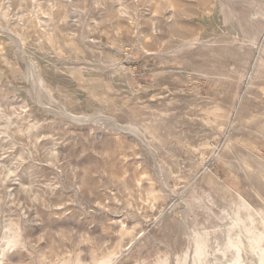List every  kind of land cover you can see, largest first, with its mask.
<instances>
[{"label": "rangeland", "instance_id": "374dc122", "mask_svg": "<svg viewBox=\"0 0 264 264\" xmlns=\"http://www.w3.org/2000/svg\"><path fill=\"white\" fill-rule=\"evenodd\" d=\"M0 10L28 39L22 51L0 31V231L11 240L0 264H182L188 231L206 241L236 193L237 208H258L238 156L248 141L264 169V0H0ZM25 56L45 89L36 103ZM62 108L104 112L141 139Z\"/></svg>", "mask_w": 264, "mask_h": 264}, {"label": "bare ground", "instance_id": "6f19581e", "mask_svg": "<svg viewBox=\"0 0 264 264\" xmlns=\"http://www.w3.org/2000/svg\"><path fill=\"white\" fill-rule=\"evenodd\" d=\"M219 1V0H218ZM221 1V0H220ZM69 2V1H68ZM239 4V3H238ZM243 4V3H242ZM66 5V4H64ZM236 7V6H235ZM246 7V6H245ZM254 8V7H253ZM79 9V8H78ZM1 11V10H0ZM253 12V11H252ZM2 13V12H0ZM243 13V12H242ZM256 13V11H255ZM68 16V15H67ZM5 17V16H4ZM135 24V22H134ZM81 25V24H80ZM85 28V27H84ZM0 31L5 34L8 38H10L11 40H13L14 44L16 45V47L18 46L22 51L23 49L26 47L25 41L28 40L26 39L25 35L23 34H19L18 32H16L8 23H4L2 24V22L0 21ZM80 35V34H79ZM81 37V36H80ZM4 36L0 34V40L3 41ZM30 38V37H29ZM55 40H59V37L55 34L54 36ZM84 38V37H83ZM212 38V37H211ZM86 39V38H85ZM210 39V38H209ZM208 40V39H207ZM189 41V40H188ZM195 41V40H194ZM191 42V41H190ZM193 42V40H192ZM198 42V41H197ZM203 42V40H202ZM205 42V41H204ZM241 42V41H240ZM186 43V42H185ZM196 43V42H195ZM200 43V42H199ZM248 43V41H247ZM180 43H178L176 46H178ZM182 44V43H181ZM254 44V43H253ZM263 44V43H262ZM183 45V44H182ZM187 46V45H185ZM253 46V45H252ZM6 47V46H5ZM91 47V46H90ZM180 47V46H179ZM4 48V47H3ZM2 48V49H3ZM116 48V46H115ZM174 47H172V49H174ZM251 48V47H250ZM171 49V50H172ZM120 50V49H118ZM256 50V49H255ZM261 50V49H260ZM167 51H169V49H167ZM151 52V51H149ZM85 53V52H84ZM83 53V54H84ZM92 53V52H91ZM258 53V52H257ZM25 54V53H24ZM26 55V54H25ZM101 55V54H100ZM257 55V54H256ZM17 56V55H16ZM80 56V55H79ZM19 57V55L17 56ZM23 57V56H22ZM25 63H24V72L26 74V79L28 81L29 87H28V93L29 94V98L30 100H37V95L39 91H45L44 87L41 85L38 77L35 74V68H34V64L27 58V56H25ZM115 57V56H114ZM13 60V59H12ZM22 60V59H21ZM110 61V60H109ZM112 61V60H111ZM23 62V60H22ZM104 63V62H103ZM113 62H111L110 64H112ZM13 64V63H12ZM23 64V63H22ZM89 65V64H88ZM93 65V64H92ZM115 65V64H113ZM120 65V64H119ZM118 65V66H119ZM83 66V65H82ZM84 67V66H83ZM69 68V67H68ZM115 68V67H114ZM255 69V67H254ZM15 70V69H14ZM186 70V69H185ZM22 72V71H21ZM197 72V71H196ZM41 74V73H40ZM253 75V74H252ZM250 77V76H249ZM250 79V78H249ZM250 82V81H249ZM248 82V83H249ZM251 84V83H249ZM248 84V85H249ZM7 85V84H6ZM251 85L245 87L248 88ZM27 88V87H26ZM7 89V88H6ZM16 89V88H15ZM50 90V88H49ZM11 91V90H10ZM47 92V91H46ZM51 94V92H50ZM244 94V93H243ZM49 95V94H47ZM243 96V95H242ZM56 97V96H55ZM8 98V97H7ZM242 100V99H241ZM56 101V100H55ZM57 102V101H56ZM240 102V101H239ZM34 103H36L34 101ZM42 104V103H41ZM38 105V103H37ZM42 107H44L45 109H49L51 110V108L47 105H42ZM31 109V108H30ZM237 109V108H236ZM57 110V109H56ZM55 110V111H56ZM238 110V109H237ZM4 111V110H3ZM54 111V110H53ZM59 111V110H57ZM53 113V112H52ZM60 114L61 116H65L71 120L75 121H84V120H95V121H100V120H104L108 121L109 123L117 126L118 128H121L122 131L126 130L129 131L130 133H133V135L139 136L141 139V132L138 131V129L130 124H120L118 123L117 120H115L112 116L104 113V112H97V113H93L91 115L85 116V115H80V114H74L72 112H69L65 109H61L60 110ZM58 114V115H60ZM236 114V113H235ZM12 119V118H11ZM247 119V118H246ZM18 120V119H16ZM15 120V122L17 123V121ZM148 120H150L148 118ZM146 120V121H148ZM231 120V119H230ZM151 121V120H150ZM233 121V120H232ZM231 121V122H232ZM19 122V121H18ZM149 122V121H148ZM132 124V123H131ZM151 125V124H150ZM14 127L16 125H13ZM17 127V126H16ZM148 127V126H147ZM17 128H20V126H18ZM16 128V129H17ZM258 128L260 130V132L263 135L264 138V120H261L259 122ZM14 129V128H13ZM22 129V128H21ZM163 129V128H162ZM18 130V129H17ZM146 131H149L148 128L145 129ZM158 130V129H157ZM9 131V130H8ZM26 131V130H25ZM13 132H16L15 129L13 130ZM12 132V134H13ZM125 132V131H124ZM2 133V132H1ZM6 133V131H5ZM16 134V133H15ZM14 134V135H15ZM144 134V133H142ZM226 134V133H225ZM151 135V134H150ZM240 135V134H239ZM8 136H11V134L9 133ZM17 136V134H16ZM138 137V138H139ZM144 137V136H143ZM225 137V136H224ZM236 137V136H235ZM11 139H14L12 137H10ZM18 138V136H17ZM32 138V137H30ZM245 138V137H244ZM143 141V140H141ZM144 142V141H143ZM230 142V141H229ZM248 141L245 142V146H247V152H243L241 151L238 158L241 160V165H242V170L244 169L246 172V176L249 177H253V179L255 180V182L258 184V188H259V192H257V200H256V204H257V209L252 207L249 211L250 212H246L245 208L243 207V209L237 208L238 206H240L242 203V196L240 194H237L233 197L232 203L236 206L235 211L233 210H229L227 208H224L222 206V208H224L221 211V216H219L217 223L211 228L210 231H208V233L204 236L205 240H202L203 237H200L198 233L197 234H190L193 233L194 229L192 226V230L188 231L190 233L189 237H190V242L192 244L191 246V250L188 251L187 255L183 256V261L182 264H264V183L261 182V180L264 178V169L263 167H254V163H256L260 158H259V154L256 155V153H253V150H249V146L250 148H254V146L249 145V143H247ZM102 143V142H101ZM142 143V142H141ZM145 143V142H144ZM16 144V143H15ZM143 145V144H142ZM230 146V144L228 142H226L223 145V148L228 149ZM260 146V145H259ZM154 147V146H153ZM27 148V147H26ZM222 148V149H223ZM34 149V148H33ZM151 146H150V148ZM155 149V148H154ZM255 150H257L255 148ZM27 151V150H26ZM35 151V150H34ZM33 151V152H34ZM258 151V150H257ZM32 152V149H31ZM152 152L154 153V150H152ZM50 152H48L49 154ZM26 154V152H25ZM24 154V155H25ZM17 155V154H16ZM27 155V154H26ZM25 155V157H26ZM155 157V155H154ZM153 157V158H154ZM208 157V156H207ZM48 158V157H47ZM49 159V158H48ZM206 159V158H205ZM204 157L202 158V162L204 163ZM20 160V159H19ZM47 160V159H46ZM154 160V159H153ZM163 160V159H162ZM34 161V160H33ZM156 162V160H155ZM17 163V162H16ZM41 163V162H40ZM160 163V162H159ZM9 164V163H8ZM206 164V163H205ZM50 165V163H49ZM162 165V164H161ZM161 165H159L158 163H155V169L159 176L161 175ZM240 165V166H241ZM161 166V167H160ZM208 166V165H207ZM209 167V166H208ZM163 169V168H162ZM253 172L252 176L248 173V172ZM176 174V173H175ZM196 177V176H195ZM62 179V178H61ZM162 179V178H161ZM160 181V180H159ZM162 181V180H161ZM160 181V182H161ZM65 182V181H64ZM163 182V181H162ZM61 183V182H60ZM161 184V183H160ZM162 185V184H161ZM167 186V185H166ZM166 190V188H165ZM169 187H168V191H169ZM257 190V189H254ZM167 191V192H168ZM172 191V190H170ZM182 192V191H181ZM239 193V192H238ZM167 194V193H166ZM178 197V196H177ZM176 197V198H177ZM196 197V196H193ZM208 197V196H207ZM210 197V196H209ZM208 197V198H209ZM180 198V197H179ZM178 198V199H179ZM183 198V196L181 197ZM41 199V198H40ZM174 199V198H173ZM177 199V200H178ZM212 200V198H210ZM214 199V198H213ZM175 201V200H174ZM210 202V200H206V202ZM177 202V201H175ZM174 202V203H175ZM179 202V201H178ZM173 203V204H174ZM180 203V202H179ZM178 203V204H179ZM182 203V202H181ZM180 203V204H181ZM171 204V205H173ZM178 204L176 206H178ZM210 204H212L210 202ZM125 205V204H124ZM170 205V206H171ZM187 205V203H186ZM205 205V204H203ZM215 205V204H214ZM229 205V204H228ZM252 205V204H251ZM126 206V205H125ZM175 206V205H174ZM212 207V205H210ZM244 206H246V204H244ZM248 206V204H247ZM182 207V205H181ZM180 207V208H181ZM203 207V206H202ZM207 210L210 211L208 206ZM96 208V207H95ZM171 208V207H169ZM179 208V209H180ZM209 208V209H208ZM205 209V207H204ZM126 210V209H125ZM165 210V209H164ZM171 210V209H170ZM169 210V212H170ZM174 211V210H173ZM180 211V210H179ZM238 211V213L240 214L239 216L235 215V212ZM212 212V210L210 211V213ZM253 212V213H252ZM190 213V212H189ZM214 214V212H212ZM121 214V213H120ZM208 214V213H206ZM219 214V213H218ZM170 215V214H169ZM182 215V214H181ZM180 215V216H181ZM215 215V216H216ZM167 216V215H166ZM216 216V217H217ZM133 217V216H132ZM159 217V216H158ZM171 217V216H170ZM183 218V217H182ZM157 220V219H156ZM162 220V219H161ZM160 220V222H161ZM143 221V220H142ZM227 221H231L230 223H227ZM183 222V220H182ZM187 222V221H186ZM195 222V221H194ZM207 222V221H206ZM187 224V223H186ZM192 224V223H191ZM196 225V224H194ZM150 226V225H149ZM183 227H187V225H185V223H182ZM189 226V225H188ZM200 226V225H199ZM5 228V226H4ZM184 228V229H185ZM188 228V227H187ZM207 229V228H206ZM210 229V228H209ZM146 230V229H145ZM188 230V229H187ZM202 230V228L200 229ZM4 231V230H3ZM3 231H0V254L2 256V250L3 248L6 246L7 247V243H6V239L3 236ZM199 231V230H198ZM185 232V231H184ZM187 232V231H186ZM197 232V231H196ZM7 232H5L6 235ZM141 233V232H140ZM139 233V234H140ZM143 233V231H142ZM195 233V232H194ZM204 233V232H203ZM9 234V231H8ZM187 234V233H186ZM138 235V234H137ZM141 235V234H140ZM187 237V238H189ZM140 238V237H139ZM137 239V237H136ZM136 242V241H135ZM167 244V243H166ZM129 245V244H128ZM127 245V246H128ZM8 248V247H7ZM128 248V247H127ZM169 248V247H168ZM5 250V248H4ZM128 250V249H127ZM171 252V250H170ZM122 253V252H121ZM171 255V254H170ZM115 256V255H114ZM176 257V255H175ZM169 258V257H167ZM116 259V258H115ZM162 260V259H161ZM99 262V261H98ZM162 262V261H161ZM100 264V263H99ZM155 264V263H154ZM160 264V262L158 263ZM162 264V263H161ZM168 264H180L177 260V258H173L171 257L168 260Z\"/></svg>", "mask_w": 264, "mask_h": 264}]
</instances>
